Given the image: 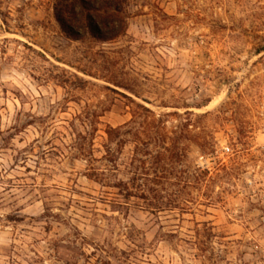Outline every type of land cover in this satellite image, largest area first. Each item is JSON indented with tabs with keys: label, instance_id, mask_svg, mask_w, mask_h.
Masks as SVG:
<instances>
[{
	"label": "rangeland",
	"instance_id": "374dc122",
	"mask_svg": "<svg viewBox=\"0 0 264 264\" xmlns=\"http://www.w3.org/2000/svg\"><path fill=\"white\" fill-rule=\"evenodd\" d=\"M127 14L0 0V264H264V0Z\"/></svg>",
	"mask_w": 264,
	"mask_h": 264
},
{
	"label": "trees",
	"instance_id": "16d2710c",
	"mask_svg": "<svg viewBox=\"0 0 264 264\" xmlns=\"http://www.w3.org/2000/svg\"><path fill=\"white\" fill-rule=\"evenodd\" d=\"M128 4L129 0H54V13L70 38L80 40L91 35L107 42L126 33ZM257 51L263 52L264 45Z\"/></svg>",
	"mask_w": 264,
	"mask_h": 264
}]
</instances>
